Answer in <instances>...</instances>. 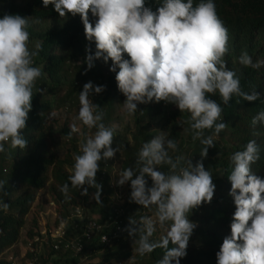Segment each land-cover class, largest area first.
Listing matches in <instances>:
<instances>
[{
  "label": "clouds",
  "instance_id": "obj_1",
  "mask_svg": "<svg viewBox=\"0 0 264 264\" xmlns=\"http://www.w3.org/2000/svg\"><path fill=\"white\" fill-rule=\"evenodd\" d=\"M42 2L45 7L54 5L60 17H81L85 37L95 43L96 49L92 54L86 48V71L94 67V60L111 61L109 70L116 74L118 89L126 97L122 105L128 115L138 111V104L153 101L174 104L181 113L189 114L192 140H200L205 146L200 161L193 165L183 155H170V150L177 151V142L161 132L143 143L135 167L122 170L116 181L119 186L130 182L129 202L154 209L153 216L128 218L124 231L132 239L135 252L143 257L162 249L157 264H180L197 227L189 215L202 204L211 203L216 189L211 172L203 164L209 148L216 146L213 136L205 137L204 132L209 130L218 136L228 127L221 119V104L210 97L219 94L224 105L233 97L248 102L261 98L255 89L243 91L239 69L228 67L225 56L229 51V30L219 17L214 0L195 4L194 0H157L159 6L155 10L147 0ZM89 13L96 18L95 25L90 22ZM29 27L30 17L5 13L0 18V153L7 152L5 145L20 150L28 146L22 131L32 108L33 89L43 75L41 68L34 66L42 44L37 42L30 49ZM125 54L129 59L124 58ZM238 62L246 68L264 66V60L253 62L247 51L241 53ZM104 90L105 86L88 81L79 92L77 120L96 131L81 144L80 154L73 156L72 173L59 189L66 201L72 199L70 182L71 189L78 188L82 196L88 195L89 188L96 189L93 198L102 204V184L96 180L100 162L120 152V146L112 147L117 126L105 125L103 109L90 98ZM251 124L254 128L264 124V111L253 117ZM78 131L79 127L71 124L69 139L71 133ZM260 152L257 141L250 139L243 150L231 156L229 196L235 211L231 235L223 239L216 264H264V178L252 170ZM162 165L167 166V172L160 170ZM146 177L151 179L150 187ZM4 187L0 181V210L7 212ZM157 227L164 234L153 241ZM128 262L135 264V258L132 256Z\"/></svg>",
  "mask_w": 264,
  "mask_h": 264
},
{
  "label": "trees",
  "instance_id": "obj_2",
  "mask_svg": "<svg viewBox=\"0 0 264 264\" xmlns=\"http://www.w3.org/2000/svg\"><path fill=\"white\" fill-rule=\"evenodd\" d=\"M199 0H194V4ZM219 17L229 30V51L225 56L230 69H239L241 75V88L245 92L255 89L260 93V99L254 102L244 101L239 97H233L229 104L224 105L219 94L211 96L217 100L223 108L222 122L228 125L218 136L212 131L205 130L204 136H213L216 147L209 148L208 155L203 159L206 170L213 176L216 185L215 193L211 203H204L197 209L192 210L189 219L197 224L190 237L187 255L182 258L180 264H216V253L219 251L226 236L231 235V219L235 211V205L229 191L231 183L228 175L232 170L231 156L236 151H241L250 139H255L260 145V159L252 165L253 172L264 178V124H258L255 128L251 121L260 111H264V66L259 69L243 67L238 62V57L243 51H247L253 62L264 60V0H214ZM148 6L155 10L159 4L157 0H147ZM5 13L19 14L30 17V49L34 48L37 42L42 44V51L34 58V66L41 67L43 75L36 81L33 89L32 108L28 114L27 126L22 135L27 139L28 146L25 150L9 149L6 153H0V181L5 183L3 200L9 204L7 212L0 210V264H10L2 259L4 253L17 244L21 237V229L26 223V217L30 213L40 190L49 185L51 201L56 205L58 212L57 222L71 219L70 210L76 207L83 209L81 217L84 216V199L80 190L71 189V200H65L60 192V187L68 182L67 178L72 173L74 154H80V147L74 144L70 151L60 156L57 143L54 140V125L50 118V101L47 100L41 90L44 88L47 93L55 94L60 91L63 85L64 73L67 64L75 62L73 69L74 80L68 94L74 91L75 85H84L91 81L94 85L108 86L100 94L94 93V102L100 105L105 115L103 122L109 126L116 109V99L126 98L118 89L115 73L111 72L107 78L102 71L95 66L87 70L85 63L86 48L95 53V43L89 42L84 34V26L79 15L73 17L68 14L60 17L54 10V5H43L42 0H0V18ZM89 20L95 25L96 18L89 13ZM125 59H129L127 54ZM97 59L95 61H101ZM110 61V60H109ZM117 71L119 69L117 68ZM112 92L113 94H111ZM240 102L237 103L236 101ZM137 109L142 113L136 121V131L132 137V144H125L122 147L123 161L120 164V172L128 167H135V162L143 143L150 141L157 132L150 130V119L162 114L161 107L154 101L147 104H138ZM162 126L163 133L167 138L177 142L178 149L170 155H183L193 165L201 160V150L204 145L200 140L190 139L188 148L182 143L181 114L174 112L170 117H164ZM69 131L65 134L69 137ZM256 133V135H254ZM227 138L231 145L223 143ZM69 141H73L69 139ZM115 141V138H114ZM114 141L112 147L114 146ZM160 170L167 172L165 165ZM98 173V172H97ZM96 174V180L99 181ZM88 189V194L89 190ZM136 204H132V216L139 219L148 215L150 209L144 208V212H137ZM141 211V210H140ZM147 211V214L145 213ZM126 210L116 211L117 216H112V232L108 242H102L100 237L88 243L89 252L84 244L83 249L77 255H60L59 260L54 264H129L132 256L135 264H157L162 258L163 250L156 249L150 254L140 257L130 246L131 238L127 232L117 231L113 221L117 220L125 229L126 224L119 216H124ZM119 218V219H118ZM164 234V233H163ZM162 234V235H163ZM28 237L33 238L35 234L29 230ZM161 235L157 232L151 238L159 240ZM170 247L172 245H169ZM64 249L54 250L61 252ZM86 252L84 259L79 255ZM65 250V253H71ZM74 255V256H73ZM78 257V258H77Z\"/></svg>",
  "mask_w": 264,
  "mask_h": 264
},
{
  "label": "rangeland",
  "instance_id": "obj_3",
  "mask_svg": "<svg viewBox=\"0 0 264 264\" xmlns=\"http://www.w3.org/2000/svg\"><path fill=\"white\" fill-rule=\"evenodd\" d=\"M95 66L98 67L99 70L102 71L105 78L112 72L110 71L111 61L105 63L103 60L95 61ZM76 65L75 62H70L67 64L64 73V81L63 85L60 88V91L55 94H49L47 91L42 88L41 92L43 96L50 101V118L53 121L54 125V140L57 143V147L59 150L60 156H64L67 151H70L74 144L77 146H81L83 142H85L86 138L90 135H94L96 129H88L86 126L82 125V123L77 120L78 111H79V92L82 91L83 85L77 84L75 85L74 91L70 96H68L71 90V83L74 80L73 69ZM41 68V67H40ZM108 89V86L105 88ZM113 94L112 92H110ZM94 102V93L90 97ZM126 98L120 100L116 99V109L113 113V119L109 126L116 125L117 132L115 134V141L113 148H117L120 146V152H116L115 156L108 161L100 162V171L97 174L102 173L101 175H97L99 178L98 183L102 184V192L100 196V200L102 204L96 202L93 198V195L96 189L91 188L89 190V194L85 197L84 201V216L86 220H93L97 222L101 229L97 231L93 240L97 237H100L104 233L112 232V222L111 217L117 216L116 211L120 212L121 209L126 210L125 215L119 216L122 218L126 225H128V218L132 216V204L134 202H129L130 197V182L126 183L123 186H119L116 181L118 180V176L120 173V164L123 161V150L122 147L129 143H133V135L136 131V121L137 118L142 113V110L137 109L138 111L134 115H128L123 109V102ZM156 103V102H155ZM161 107L162 114L158 115L154 119H150L151 126L150 130L153 132H157V135L163 132L162 126L164 125L165 119L164 117H170L172 113L179 112L181 114V125H182V138L181 141L185 145V148L189 147L190 139L192 137V131L190 130V126L187 123L189 118V114L187 112L181 113L177 106L174 104H168L164 101L156 103ZM75 123L79 127L78 132L71 133V139L73 141H69V137L65 134V130L70 132V125ZM223 143H228L231 145V141L225 138ZM6 149L9 150V146L5 145ZM148 180V186H151V179L146 177ZM51 196L49 193V185L44 189L40 190L37 194L35 203L32 206L30 213L26 217V223L21 229V237L17 244L8 249L2 259L10 264H27L31 259L32 255L35 253L38 254L40 261L42 264H54V261L59 260V256L72 254L77 255L73 250L71 253H65V249L60 253L53 252L51 248V237L48 235L44 237L43 243H35L34 237L38 236L41 238L42 231L48 230V232L53 231L61 222H57L58 212L56 209V205L51 204ZM54 203V202H53ZM137 212H144V208L140 205L136 204ZM82 214H83V209ZM141 210V211H140ZM70 213L75 214V209H71ZM147 214V211L145 212ZM154 215V209H150L148 216ZM118 218V219H119ZM87 220V221H88ZM117 220L113 221L114 223ZM86 221L82 218L71 217L70 220H67L66 228L68 230L67 240H79L81 239V234L83 232V228ZM31 230L35 236L33 238L28 237V231ZM158 235L163 234V230L157 227ZM101 240V239H100ZM133 252H135V245L132 242V239L129 241ZM86 249L89 252L90 243L86 242ZM85 251L84 254L79 255V259H84L87 253ZM73 255V256H74ZM78 258V257H77Z\"/></svg>",
  "mask_w": 264,
  "mask_h": 264
},
{
  "label": "built area",
  "instance_id": "obj_4",
  "mask_svg": "<svg viewBox=\"0 0 264 264\" xmlns=\"http://www.w3.org/2000/svg\"><path fill=\"white\" fill-rule=\"evenodd\" d=\"M55 206V204L52 202ZM81 217L82 216V210L80 207L75 208V214H73L71 217ZM67 221H62L59 223V225L51 232H48V230L42 231V235L38 237H34V242L37 243H43L44 242V237H47L48 235L51 237V248L54 250H60V249H65V250H73L76 254L80 253L83 249L84 243L89 242L93 239L94 234L97 231H100L101 226L93 221V220H88L86 221L83 232L81 234V239L79 240H67V233L68 230L66 228ZM116 229L117 231H123L124 228L121 226V224L116 221L115 222ZM100 239L102 242H108L110 240V235L107 233H104L100 236ZM27 264H42L40 261V258L37 253L34 252L32 255V259L27 263Z\"/></svg>",
  "mask_w": 264,
  "mask_h": 264
}]
</instances>
